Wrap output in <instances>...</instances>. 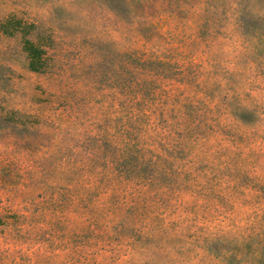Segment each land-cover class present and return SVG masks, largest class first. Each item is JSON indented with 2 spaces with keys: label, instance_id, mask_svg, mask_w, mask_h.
<instances>
[{
  "label": "rangeland",
  "instance_id": "1",
  "mask_svg": "<svg viewBox=\"0 0 264 264\" xmlns=\"http://www.w3.org/2000/svg\"><path fill=\"white\" fill-rule=\"evenodd\" d=\"M0 264H264V0H0Z\"/></svg>",
  "mask_w": 264,
  "mask_h": 264
},
{
  "label": "trees",
  "instance_id": "2",
  "mask_svg": "<svg viewBox=\"0 0 264 264\" xmlns=\"http://www.w3.org/2000/svg\"><path fill=\"white\" fill-rule=\"evenodd\" d=\"M35 52V51H34ZM28 56H29V59H28V68L30 69V70H37V62H38V60L39 59H34V54H33V52H30V51H28ZM35 56H36V54H35Z\"/></svg>",
  "mask_w": 264,
  "mask_h": 264
}]
</instances>
